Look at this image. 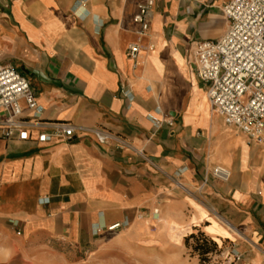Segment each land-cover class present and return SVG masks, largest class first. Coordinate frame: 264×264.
I'll return each mask as SVG.
<instances>
[{"label": "crops", "instance_id": "crops-1", "mask_svg": "<svg viewBox=\"0 0 264 264\" xmlns=\"http://www.w3.org/2000/svg\"><path fill=\"white\" fill-rule=\"evenodd\" d=\"M147 1L0 0V66L29 80L44 122L76 126L44 143L0 126V264H76L64 254L118 222L136 245L199 228L264 263V142L211 110L194 63L195 44L227 30L230 0H153L140 35ZM94 128L118 139L99 143Z\"/></svg>", "mask_w": 264, "mask_h": 264}, {"label": "built area", "instance_id": "built-area-1", "mask_svg": "<svg viewBox=\"0 0 264 264\" xmlns=\"http://www.w3.org/2000/svg\"><path fill=\"white\" fill-rule=\"evenodd\" d=\"M153 6L154 1L148 0L140 5L134 17L140 35L150 29ZM223 13L228 20L224 34L215 41L195 44L196 72L207 84L211 110L223 117L225 125L239 129L252 140L264 142V0H230ZM139 54V45L130 44L129 57L135 60ZM125 95L131 99L130 91ZM42 112L29 80L11 66H0V126L4 137L39 143L53 138L66 141L76 138V126L62 121L44 122ZM93 133L102 144L118 139L103 128H94ZM211 175L229 181L231 171L216 165ZM126 225L127 222H118L104 230L116 233ZM102 231L98 229V233ZM229 254L237 260L242 258L234 248Z\"/></svg>", "mask_w": 264, "mask_h": 264}, {"label": "rangeland", "instance_id": "rangeland-1", "mask_svg": "<svg viewBox=\"0 0 264 264\" xmlns=\"http://www.w3.org/2000/svg\"><path fill=\"white\" fill-rule=\"evenodd\" d=\"M150 228L156 236L160 234V237H165L166 233L161 231L158 222L151 223ZM192 233H195L197 238L188 240ZM141 238L144 242L136 245L135 236L124 235L121 231L103 232L98 234L96 247L90 250L67 251L64 256L73 259L76 264H242L244 258L238 251L242 258L235 259L229 254L232 248L227 243L206 234L202 235L199 230H188L184 235H180L179 241L172 239L171 235V239H166L168 241L163 246L151 244L146 237ZM203 244L210 252L200 256L194 247Z\"/></svg>", "mask_w": 264, "mask_h": 264}, {"label": "trees", "instance_id": "trees-1", "mask_svg": "<svg viewBox=\"0 0 264 264\" xmlns=\"http://www.w3.org/2000/svg\"><path fill=\"white\" fill-rule=\"evenodd\" d=\"M195 230H199L201 232V234H205L204 232H202L199 228H194L192 231L194 232ZM197 238V235L195 233H192L189 237H188V240L189 239H196ZM214 246L215 248H217V244L214 243ZM194 250L196 252H199V255L200 256H204L205 254H208L210 251L205 247V245H197L194 247Z\"/></svg>", "mask_w": 264, "mask_h": 264}]
</instances>
